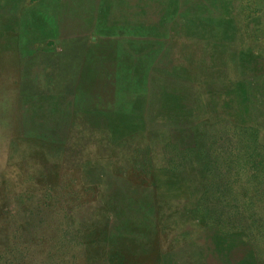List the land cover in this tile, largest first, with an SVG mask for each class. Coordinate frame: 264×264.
Wrapping results in <instances>:
<instances>
[{"label":"rangeland","instance_id":"rangeland-1","mask_svg":"<svg viewBox=\"0 0 264 264\" xmlns=\"http://www.w3.org/2000/svg\"><path fill=\"white\" fill-rule=\"evenodd\" d=\"M262 104L264 0H0V264H264Z\"/></svg>","mask_w":264,"mask_h":264},{"label":"trees","instance_id":"trees-1","mask_svg":"<svg viewBox=\"0 0 264 264\" xmlns=\"http://www.w3.org/2000/svg\"><path fill=\"white\" fill-rule=\"evenodd\" d=\"M262 107L264 108L263 104H262ZM261 126H262V129H259V127L257 125H254L252 127L247 128L250 130L247 133V135L249 137H251V141L249 139V143L247 145H244V147H246V148H248L250 146V144L252 145L249 158L252 157L253 159L249 162V158H248L245 160V163L247 162L246 165H249L250 168H252V170H254V171L261 170L260 166L254 164L255 163L254 159H255V157H258V152H259V148H260L259 133L262 132L264 129V112H263V118L261 120ZM247 129H244V130H247ZM253 153H256V154L254 156H252ZM201 161H203V160H201ZM236 161H237V158H236ZM215 201H221V202H215ZM215 201H214L215 205L220 207L223 203L222 201H224V197L218 196V194H216Z\"/></svg>","mask_w":264,"mask_h":264}]
</instances>
